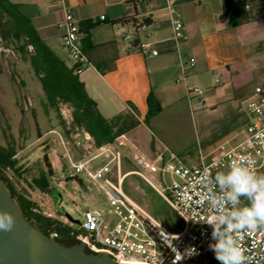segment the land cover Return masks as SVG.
<instances>
[{"label":"crops","instance_id":"1","mask_svg":"<svg viewBox=\"0 0 264 264\" xmlns=\"http://www.w3.org/2000/svg\"><path fill=\"white\" fill-rule=\"evenodd\" d=\"M10 1L18 5L39 38L67 66L72 63L57 25L66 11L78 21L82 50L89 61L78 77L87 95L106 119L130 114L138 120L123 134L122 158L133 157L134 152L152 158L155 151L168 148L185 164L189 165L190 159L197 164L198 148L196 154H183V141L178 142L183 131L176 130L174 119L178 115L183 118V103L187 104L189 118L192 101L196 100L198 107H210L229 120L238 101L264 82V0H173L186 36L179 42L172 38L166 0ZM143 20L146 24L141 27ZM138 41L148 42L149 50L157 51V55L146 57L136 50ZM191 58L193 65H189ZM187 87L201 88V98L188 97ZM149 93L161 107L149 119L156 129L152 141L143 122ZM165 111H170L166 116L170 121L164 118ZM139 128L147 132L148 138L147 134L141 139L129 136ZM141 130L138 132L143 133ZM242 134L244 137V130ZM49 163L53 172L55 163ZM30 200L42 215H55L41 211L46 201L42 197L32 196Z\"/></svg>","mask_w":264,"mask_h":264},{"label":"built area","instance_id":"2","mask_svg":"<svg viewBox=\"0 0 264 264\" xmlns=\"http://www.w3.org/2000/svg\"><path fill=\"white\" fill-rule=\"evenodd\" d=\"M166 9L169 13L172 38L176 42L185 39L184 25L174 12L173 0H166ZM57 26L62 29V45L68 59L75 66L76 73L80 74L89 65V61L83 54L79 23L71 12L66 11ZM141 27H144L143 23ZM126 38L131 39L130 36ZM135 48L146 57L157 55V51L149 50L150 45L146 41H138ZM189 65H193L192 58ZM186 93L188 97L201 98L203 90L199 87H187ZM243 103L247 117L243 139L216 157L207 158L199 153L198 162L193 166L185 164L174 151L162 148L155 151L152 158L134 152L136 169L122 172L121 148L125 145L123 134L112 144L93 147L92 153L88 152L89 156L76 161L66 151L72 169L70 176L86 177L96 187L100 199L108 208L84 210L76 229L64 224L59 212L58 215L48 214L46 217L61 226L66 225L68 236L83 242L90 251L105 252L122 263L219 264L213 251L209 250L212 229L205 224V220L210 213L201 211L198 207L202 199L200 178L205 173L214 176L218 170V162H239L241 158H245L257 174H264V82L256 85ZM83 135L84 140L90 139L88 133L84 132ZM60 141L65 148L61 138ZM75 144L78 147L80 141ZM101 156L105 159L104 163L93 169L90 163ZM129 174L137 175L163 196L183 220L180 231L174 233L167 230L133 203L123 190V182ZM166 175L170 176V180L166 179ZM74 182L81 184L82 179L81 183L76 180ZM215 191L218 192L219 189ZM56 207L57 211H62V202L59 201ZM32 211L39 213L37 208ZM52 235L56 237L57 232ZM243 246L248 250L246 254L252 257L251 264H264V234H245ZM189 248H194L195 253L177 261L176 251L183 254Z\"/></svg>","mask_w":264,"mask_h":264},{"label":"rangeland","instance_id":"3","mask_svg":"<svg viewBox=\"0 0 264 264\" xmlns=\"http://www.w3.org/2000/svg\"><path fill=\"white\" fill-rule=\"evenodd\" d=\"M243 101H238L229 120L221 118L219 112L212 111L210 107H198L196 100L192 101V115L189 118L187 104L183 103V118L178 115L174 119L176 130L183 131L178 140L183 141V154H196L198 148L201 155L212 158L240 142L247 121ZM169 112H164V118L168 121L170 120L166 116H169ZM71 113L72 109L68 104L58 103L56 107L49 104L40 81L33 74L28 57L3 48L0 41V145L11 144L16 152V171L7 169L4 173L16 191H24L30 198L39 196L46 200L41 205L42 212L50 211L57 215L59 212L64 224L76 229L84 210H106L108 206L102 202L96 187L86 177L79 175L81 184H76L70 178L72 169L66 151L76 161L89 156L88 152L92 153L93 150V146L89 145L93 142L91 137L90 140H84V131L70 127ZM143 122L150 131L149 140L152 141L156 129L149 124V120L143 119ZM140 130L141 128L132 131L129 136H138L140 139L145 137L143 134L146 135L147 132L142 129L143 133H139ZM172 130L176 132L174 128ZM66 131L69 133L66 134ZM35 136L39 140H35ZM60 138L66 145L65 148ZM145 138H148V134ZM78 140L80 145L77 147L75 142ZM145 152H148L147 149ZM44 154L48 161L55 163L53 172L50 169L51 176L43 162ZM104 161L101 156L90 165L95 169ZM121 163L122 172H129L137 167L131 155L123 157ZM193 164L195 160L190 159L189 165ZM18 172L21 176L17 175ZM32 179L43 185V191L26 184ZM166 179L170 180V176L166 175ZM123 190L136 206L167 230L175 233L183 228L182 218L163 196L137 175L129 174L125 178ZM60 200L63 210L57 211L56 203ZM36 208L38 209L37 206Z\"/></svg>","mask_w":264,"mask_h":264},{"label":"trees","instance_id":"4","mask_svg":"<svg viewBox=\"0 0 264 264\" xmlns=\"http://www.w3.org/2000/svg\"><path fill=\"white\" fill-rule=\"evenodd\" d=\"M220 19L223 20L224 16L221 15ZM129 20L132 21V19ZM143 24H146L145 20H143ZM0 41L3 48L9 49L19 56L28 57L33 74L40 81L49 104L53 107H56L58 103L68 104L72 109L70 127L88 133L95 148L112 144L118 136L138 124V120L130 114L117 115L111 119L104 118L99 113L95 102L87 95L84 85L75 71V66H67L39 38L30 19L20 11L17 4L10 0H0ZM83 54H85L84 51ZM146 103L145 121L161 110L159 102L151 93L148 94ZM61 124L64 126V122ZM68 133L69 131H66V134ZM15 153L11 144L0 145V178L9 186L24 217L46 234L57 232L55 237L57 240H75L68 236L66 227H62L55 220L42 215L40 212H33L36 204L30 200L24 191L18 192L13 188L4 172L7 169L16 171ZM43 162L47 168V173L51 176V165L46 154L43 156ZM17 175L21 176L19 172ZM26 184L30 187L34 185L43 191V185L35 179ZM63 229L66 230V235H63Z\"/></svg>","mask_w":264,"mask_h":264},{"label":"clouds","instance_id":"5","mask_svg":"<svg viewBox=\"0 0 264 264\" xmlns=\"http://www.w3.org/2000/svg\"><path fill=\"white\" fill-rule=\"evenodd\" d=\"M216 167L214 176L205 173L200 178L202 199L198 207L210 213L205 220L212 229L209 250L219 264H251L243 241L245 234H264V174H257L245 158L218 162ZM14 224L11 212L0 211V229L10 231ZM194 253V248L183 254L176 251V260Z\"/></svg>","mask_w":264,"mask_h":264},{"label":"water","instance_id":"6","mask_svg":"<svg viewBox=\"0 0 264 264\" xmlns=\"http://www.w3.org/2000/svg\"><path fill=\"white\" fill-rule=\"evenodd\" d=\"M81 183V179L70 177ZM0 211L15 217L10 231L0 229V264H130L93 252L78 240H57L27 220L7 183L0 178Z\"/></svg>","mask_w":264,"mask_h":264},{"label":"flooded vegetation","instance_id":"7","mask_svg":"<svg viewBox=\"0 0 264 264\" xmlns=\"http://www.w3.org/2000/svg\"><path fill=\"white\" fill-rule=\"evenodd\" d=\"M62 227H66V229H67V226L66 225H64ZM67 231H68V229H67ZM62 232H63V235H66V230L63 229Z\"/></svg>","mask_w":264,"mask_h":264}]
</instances>
